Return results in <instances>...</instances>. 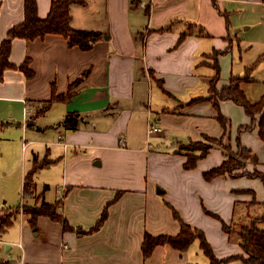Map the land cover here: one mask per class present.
I'll use <instances>...</instances> for the list:
<instances>
[{"label":"crops","instance_id":"0c3cea01","mask_svg":"<svg viewBox=\"0 0 264 264\" xmlns=\"http://www.w3.org/2000/svg\"><path fill=\"white\" fill-rule=\"evenodd\" d=\"M52 1L37 0L41 17L48 16ZM85 1L71 5V25L104 33L92 49L71 46L55 33L12 42L11 61L29 58L35 75L8 68L0 81V217L12 219L0 229V264H202L191 250L195 243L200 248L198 240L186 251L158 245L144 257L145 233L180 232L174 210L204 231L219 258L242 254L240 243L230 242L210 214L228 224L239 201L263 203L264 192L256 194L254 180L247 177H204L227 158L222 146L215 145L191 169L185 167L188 155L178 148L206 134L224 135L236 149L239 127L252 123L242 105L222 100L220 110L229 122L225 130L211 100H191L209 93L215 74L211 54L219 52V64L230 59L233 69L238 35L251 32L248 41L264 42V1ZM24 16V0H0V45ZM190 24L204 27L207 35H199V28L188 33ZM84 72L70 98L54 101L36 116L54 89L66 93ZM233 75L219 79L216 87L229 84ZM70 113L79 114L76 129L63 124ZM259 121L257 114L254 127L240 135L258 156L253 167L247 163L250 171L264 168ZM151 124L159 130L150 133ZM44 161L25 204L60 200V211L74 229L47 215L33 226L22 211L26 176ZM105 208L106 220L91 231Z\"/></svg>","mask_w":264,"mask_h":264},{"label":"trees","instance_id":"16d2710c","mask_svg":"<svg viewBox=\"0 0 264 264\" xmlns=\"http://www.w3.org/2000/svg\"><path fill=\"white\" fill-rule=\"evenodd\" d=\"M73 3L85 4L86 1L53 0L48 16L43 18L38 13L37 0H24V19L11 26V28L8 30L7 37L0 45V81L3 80L4 72L8 68H19L25 73L27 77H33L35 75V71L30 66L31 60L29 58H26V60L21 64H15L11 61L10 55L12 51V42L16 37L33 40L39 37L42 38L50 33H55L61 34L68 38L69 44L71 46H78L82 50H90L93 48L94 44L103 37L104 33L100 30L77 29L72 27L70 7ZM171 27L172 24H169L163 28V30L170 29ZM189 27L190 29L188 33H193L197 28H199V35H207L205 28L202 26L190 24ZM188 33L182 34L181 40L184 39ZM218 53L219 52L216 51L214 54H211L215 58L213 63L215 74L209 78V93L206 96L193 98L191 101L211 100L214 108L217 111V118L220 120L225 130L229 128V122L227 117H225L220 110V102L222 100L231 99L234 102L242 105L246 112L252 117V123L250 125H241L239 127L236 149H234L230 144L225 143L224 135L220 137H213L205 134L203 139L181 143L178 151L180 153L184 152L188 155L187 161L185 162V167L187 169H191L196 167L198 161L206 157L215 145H219L226 149L227 158L224 159L222 164L219 166L205 171L204 177L206 179L211 180L214 177L220 175H249L252 177H263L264 179V174L262 172H258V170L250 171L246 169L248 161L251 160L255 163L258 162V156L254 154L250 148L245 146L240 139V135L243 131L252 129L254 127L256 116L257 114H260L259 133L261 138L264 140V95L259 101L252 102L243 89V82L246 79H250V74L248 71L253 70V67L258 63L259 60H262L264 56H261L259 60L252 65V67L247 68V73L245 75H233L229 84L223 86L221 89H218L216 84L220 79L221 73ZM86 74L87 72H84L81 78H78L72 82L69 85L68 91L64 94H56L54 89L52 97L49 100L43 102V105L40 110L37 111L36 116L46 111L54 101L66 100L67 98H70L73 95V86L81 82ZM78 123L79 114L77 113L68 114L63 121V124L67 128L71 129H76L78 127ZM204 140H207L208 144L205 143ZM45 163L46 161H44V163L41 162L39 164H35V166L28 172L24 184V192L28 193L30 190H33V176L38 168L43 166ZM262 204L264 206V202ZM22 211L29 215L30 222L33 226H35L37 218L40 215H47L54 220L61 221L64 229H74V227L69 224L68 220L62 215L60 211V200L50 203L45 199H42L39 205H26L24 200L22 203ZM107 216L108 210L105 208L96 225L91 228V231L99 228L104 223ZM174 216L181 222V230L178 234L154 235L148 232L145 233L142 243V251L145 258L149 257L158 245L168 244L181 251H186L190 248L195 240H198L200 248L209 259V264H226L236 259H241L247 264H264V227L261 226V224L264 223V212L262 215L254 218L250 224L242 225L238 230L240 245L244 252L242 254H236L225 258H219L215 254V251L203 230L186 223L180 217L177 210H174ZM11 222L12 219L10 216L0 217V229H5V227L9 226ZM223 228L227 232L232 231L230 225L225 222L223 223ZM78 231L81 233L84 232L82 229H79ZM189 264L199 263L190 262Z\"/></svg>","mask_w":264,"mask_h":264},{"label":"rangeland","instance_id":"374dc122","mask_svg":"<svg viewBox=\"0 0 264 264\" xmlns=\"http://www.w3.org/2000/svg\"><path fill=\"white\" fill-rule=\"evenodd\" d=\"M252 33L249 32L247 35H238L236 41L234 42L233 46V57L235 58V66L233 69L231 68V60L224 63L221 61V73H220V80L224 81V79L229 78L231 73L233 72L234 75H245L247 72V68L252 67V65L259 60L261 56H264V42L263 41H248L249 39H253ZM229 58H231V54H229ZM211 57H214L211 55ZM253 70L248 71L250 74V78L254 79V82H248L246 85L245 83L248 81L247 79L243 82V89L245 90L246 94L248 95L249 99L252 102L259 101L262 96L264 95V58L259 60L258 63L253 67ZM205 143L208 144L207 140H204ZM216 147V146H214ZM213 147V148H214ZM218 148V146L216 147ZM222 149V148H221ZM259 150V149H258ZM260 155L264 156V148L260 149ZM221 155H225L220 151ZM250 165L253 167V161H248ZM254 171L257 170L253 168ZM257 172V171H256ZM258 172H262L264 174V168ZM233 178H241L246 181H252L255 185L256 194H262L264 192V179L263 177H252L249 175L243 176H232ZM244 177H247L246 179ZM33 190H30L29 196H33ZM264 212V206L262 203L255 202L254 198L252 201H239L236 205L235 209H233L232 215L230 217V227L232 228L231 232H228L229 240L232 243H240V237L238 234V230L241 228L242 225H248L252 222V220L258 216H260ZM9 216L8 214L2 217ZM210 217L214 221H219L220 224L224 223L222 216H216L210 214ZM226 222V221H225ZM227 223V222H226ZM264 227V223L261 224ZM214 227H212L213 229ZM194 247L191 248L192 252H197L195 258L200 259L202 264L208 263V257L204 254L201 248L195 243ZM199 252V253H198ZM199 261V260H198Z\"/></svg>","mask_w":264,"mask_h":264},{"label":"built area","instance_id":"2783aa9c","mask_svg":"<svg viewBox=\"0 0 264 264\" xmlns=\"http://www.w3.org/2000/svg\"><path fill=\"white\" fill-rule=\"evenodd\" d=\"M158 130H159V127L158 126L153 125V124L150 125V128H149V132L150 133L151 132L158 131ZM28 196H29V193L23 192V194H22V203L24 202L25 198L28 197Z\"/></svg>","mask_w":264,"mask_h":264}]
</instances>
